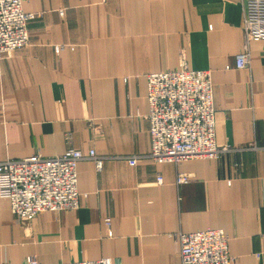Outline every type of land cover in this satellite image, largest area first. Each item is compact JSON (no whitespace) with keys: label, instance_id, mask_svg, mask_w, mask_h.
Masks as SVG:
<instances>
[{"label":"crops","instance_id":"crops-1","mask_svg":"<svg viewBox=\"0 0 264 264\" xmlns=\"http://www.w3.org/2000/svg\"><path fill=\"white\" fill-rule=\"evenodd\" d=\"M21 9L34 19L27 45L0 61V161L68 148L84 159L74 212L16 221L0 198V264H180L174 236L206 228L228 235L231 264H264V41L245 42L240 1L22 0ZM180 52L211 73L215 144L228 151L157 164L146 77L174 70ZM243 52L249 66L237 69ZM178 174L189 180L178 185Z\"/></svg>","mask_w":264,"mask_h":264},{"label":"built area","instance_id":"built-area-1","mask_svg":"<svg viewBox=\"0 0 264 264\" xmlns=\"http://www.w3.org/2000/svg\"><path fill=\"white\" fill-rule=\"evenodd\" d=\"M243 13L245 42L264 41V0H239ZM22 0H0V61L28 43V25L34 15L24 13ZM60 51L59 47L55 52ZM248 53L235 57L237 69H247ZM147 119L151 149L149 159L157 164L179 165L189 160L218 159L228 151L215 144L214 105L210 71L190 69L182 52L178 66L146 77ZM88 158L96 171L102 168V158L90 151ZM83 154L68 148L57 157L32 155L23 159L0 161V198L8 200L16 221H26L47 211L78 209L77 165ZM137 158H129L135 166ZM186 174H178L176 183L185 184ZM157 184L162 183L158 174ZM109 230L110 219L103 220ZM180 264H231L228 235L220 229L206 228L174 236ZM25 264H38L29 259ZM62 264H110L109 259Z\"/></svg>","mask_w":264,"mask_h":264}]
</instances>
